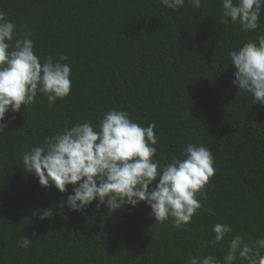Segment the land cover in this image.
I'll use <instances>...</instances> for the list:
<instances>
[{
  "label": "trees",
  "instance_id": "obj_1",
  "mask_svg": "<svg viewBox=\"0 0 264 264\" xmlns=\"http://www.w3.org/2000/svg\"><path fill=\"white\" fill-rule=\"evenodd\" d=\"M0 10L20 37L31 34L38 57L67 55L72 69L68 97L49 106L38 95L26 111L6 114L0 264H185L189 254L222 262L231 235L209 246L216 223L246 242L264 238V104L238 92L228 56L256 32L223 23L220 0H202L198 9L185 0L175 11L159 0H0ZM260 24L257 31L264 12ZM111 109L141 126L156 123L162 165L188 143L212 152L214 176L197 195L204 211L182 229L171 220L155 224L144 202L114 212L97 200L72 211L73 186L45 188L22 166L23 154L45 138L77 123L98 125ZM46 209L52 218L34 215ZM23 236L33 241L28 249L19 247Z\"/></svg>",
  "mask_w": 264,
  "mask_h": 264
},
{
  "label": "clouds",
  "instance_id": "obj_2",
  "mask_svg": "<svg viewBox=\"0 0 264 264\" xmlns=\"http://www.w3.org/2000/svg\"><path fill=\"white\" fill-rule=\"evenodd\" d=\"M159 2L174 11L185 4V0ZM187 2L197 9L202 5V0ZM220 2L223 23L230 19L242 31L256 32L255 39L230 51L228 56L238 92L250 94L255 104H264V30L257 31L264 0ZM67 60V55L42 60L35 52L31 34L20 37L17 24L0 10V134L8 127L4 123L6 114L19 113L22 108L26 111L38 95L45 97L49 106L70 95L72 69L64 63ZM156 128L155 122L141 126L127 111L111 109L98 125L77 123L45 138L42 145L23 154L22 166L45 188L54 186L65 193L69 185L73 186L66 201L72 211H83L97 200V207L107 205L114 212L125 205L135 207L144 202L151 208L155 224L171 220L174 228L182 229L198 211H204L197 195L214 176V156L205 145L188 143L181 157L162 165L155 159ZM53 211L41 210L34 215L49 219ZM206 211L215 215L211 208ZM211 231L215 236L208 241L209 246L222 244L226 235H231L223 261L211 254H189L185 264H236L238 260L242 264H264V238L246 242L227 223H216ZM32 243L23 236L19 247L28 249Z\"/></svg>",
  "mask_w": 264,
  "mask_h": 264
}]
</instances>
